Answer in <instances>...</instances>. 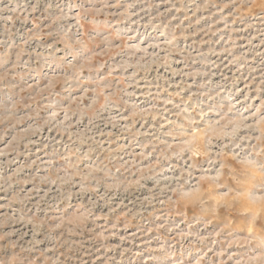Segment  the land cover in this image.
<instances>
[{
	"label": "rangeland",
	"instance_id": "374dc122",
	"mask_svg": "<svg viewBox=\"0 0 264 264\" xmlns=\"http://www.w3.org/2000/svg\"><path fill=\"white\" fill-rule=\"evenodd\" d=\"M0 264H264V0H0Z\"/></svg>",
	"mask_w": 264,
	"mask_h": 264
}]
</instances>
